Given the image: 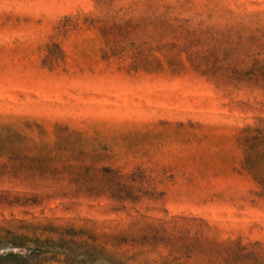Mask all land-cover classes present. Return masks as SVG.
I'll list each match as a JSON object with an SVG mask.
<instances>
[{"label":"rangeland","instance_id":"rangeland-1","mask_svg":"<svg viewBox=\"0 0 264 264\" xmlns=\"http://www.w3.org/2000/svg\"><path fill=\"white\" fill-rule=\"evenodd\" d=\"M163 1L194 20L220 9V59H264V0ZM106 4L0 0V223L89 230L124 242L130 264H264V198L239 144L264 126V83L127 73L85 18ZM118 182L131 201L109 198L127 194ZM29 196L36 206L9 205Z\"/></svg>","mask_w":264,"mask_h":264},{"label":"trees","instance_id":"trees-1","mask_svg":"<svg viewBox=\"0 0 264 264\" xmlns=\"http://www.w3.org/2000/svg\"><path fill=\"white\" fill-rule=\"evenodd\" d=\"M100 8L96 21L102 36L114 38L106 61L115 59L127 73L159 74L169 72L181 74L191 71L205 77H221L242 83H264V59L251 56L248 62L238 58L220 59L225 53L230 30L209 24L220 9L213 7L193 18L174 13V7L163 0H131L117 6L111 0ZM231 20L245 17L234 16L224 11ZM205 13V15H204ZM251 24L252 21L248 20ZM255 30L254 32H256ZM220 47V50L219 48ZM248 57V55L246 56ZM240 147L242 163L251 174L264 198V126H245L241 131ZM116 179L121 175L113 170ZM119 188H125L119 182ZM127 194L110 196L111 200L131 201ZM9 205L34 207L35 196L14 198ZM122 241L109 248L97 240L89 230L57 226L51 222L40 223L31 220H14L0 223V264H130L128 258L118 254Z\"/></svg>","mask_w":264,"mask_h":264}]
</instances>
